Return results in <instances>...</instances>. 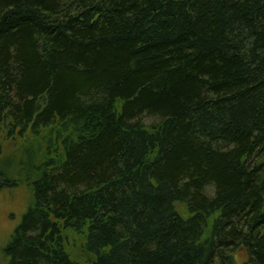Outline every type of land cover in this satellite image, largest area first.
Returning <instances> with one entry per match:
<instances>
[{"label": "trees", "instance_id": "obj_1", "mask_svg": "<svg viewBox=\"0 0 264 264\" xmlns=\"http://www.w3.org/2000/svg\"><path fill=\"white\" fill-rule=\"evenodd\" d=\"M0 129L7 264H264V0H0Z\"/></svg>", "mask_w": 264, "mask_h": 264}, {"label": "rangeland", "instance_id": "obj_2", "mask_svg": "<svg viewBox=\"0 0 264 264\" xmlns=\"http://www.w3.org/2000/svg\"><path fill=\"white\" fill-rule=\"evenodd\" d=\"M144 122H152V119H146ZM1 130L0 145L3 148V153H11L20 142L7 139L6 134ZM29 200V193L23 186L0 191V264H7L2 251L10 235L21 222L22 216L25 214L26 208L29 205ZM67 238L70 243L68 250L71 256L80 264H87L79 253L80 238L72 233H68Z\"/></svg>", "mask_w": 264, "mask_h": 264}]
</instances>
